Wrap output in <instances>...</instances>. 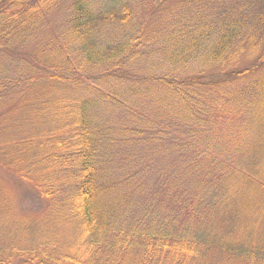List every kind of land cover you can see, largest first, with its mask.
<instances>
[{"label": "trees", "instance_id": "obj_1", "mask_svg": "<svg viewBox=\"0 0 264 264\" xmlns=\"http://www.w3.org/2000/svg\"><path fill=\"white\" fill-rule=\"evenodd\" d=\"M61 1L0 0V57L21 50ZM144 2L71 0L58 36L0 68V102H11L0 109V168L46 203L19 221L13 243L0 239V264H264V0L252 16L178 26L159 54L172 70L195 64L192 74L125 85L116 78L146 41L135 25ZM132 100L122 127L102 121ZM130 137L175 154L139 204L124 185L148 168L122 157ZM32 221L47 225L29 232Z\"/></svg>", "mask_w": 264, "mask_h": 264}, {"label": "rangeland", "instance_id": "obj_2", "mask_svg": "<svg viewBox=\"0 0 264 264\" xmlns=\"http://www.w3.org/2000/svg\"><path fill=\"white\" fill-rule=\"evenodd\" d=\"M92 1L94 6H96L98 0ZM154 2V0H152L151 3L149 0H145L143 4L138 6L135 25L144 28L143 34L146 36V41L143 51H139L141 54L140 57L138 56L134 60L127 61L121 70L120 75L124 79L119 80L116 78V81H123L125 85L136 86L138 84H146L144 80L148 81V79L143 78H145L149 72H152L153 75H161L160 73H166L169 70L179 77H184L185 74H192L191 70L196 68L195 64L189 68L190 71H187L188 73H186V71L172 70L167 64L162 63L163 57L159 54L162 53V51H159L160 46L170 42V36L177 31L178 26L185 23L184 21L194 19L199 15L212 17L220 13H230L231 11L236 12L239 10L242 13V11L246 10L247 12L248 10L249 15L252 16L251 14H253L258 7L259 0H163L159 12L158 10L154 12L151 6ZM70 4L71 0H62L53 11L50 10V14L46 16L42 25L38 26L34 34L25 40L21 50L11 57H0V68H9L12 61L15 60L17 62L19 54L31 53L38 42L43 39L47 40L49 34L58 36L69 15ZM254 26L255 22L253 17H251L244 24V34L250 31ZM244 41L245 39H241L242 44H245ZM170 44L169 47H173V40ZM242 61H245V58H243ZM126 73L129 74L127 77H125ZM108 82L114 83L115 81L108 79ZM97 86L95 85L100 91L99 93H106V88L103 85ZM131 104L135 105L134 100L129 101L126 106L122 107L108 106V102H106V104L104 103L106 107L108 106V109L105 108V110H103L104 116L102 117V121L110 123V126L113 127H122L128 120L127 110L131 107ZM10 105L11 102H0V109L4 110ZM2 110H0V112ZM161 120L166 122V118ZM169 123L171 124V122ZM21 134L26 133L21 131ZM167 140L168 139H164V143L161 144H168ZM137 142L139 144L141 143L138 141L137 137H130V139H128V147L127 145L123 146L124 148L122 147L121 152H123V154L121 155L124 158H134V161L142 160L147 163L148 170H145L141 174L136 183L131 182L124 185V189L133 192V202L139 204V201L145 197L148 188H151L156 179L155 177L160 173H170L172 171L171 166L174 162L175 154L163 146L152 144L143 146L137 145ZM191 178L193 180L192 183ZM195 181L196 179L194 177L188 176V173L184 172L182 182L184 184L189 183L183 185L184 187L192 188ZM138 184H140V186L137 187L138 189L135 192V188ZM0 201V210L2 209V212L0 211V234H2L0 239L10 243L16 240L17 234L11 235V232L18 226L19 221H21L22 218H27L28 220L34 218L46 206V203L38 199L35 191L32 190L30 186L1 168ZM248 213L252 214L251 211H248ZM35 223L36 222L32 221L29 224V232H32L36 228V225L38 230L44 229L43 227L47 225L45 222ZM55 232L56 230L53 231V233ZM27 241L31 246V239ZM21 261L22 259L17 260V262Z\"/></svg>", "mask_w": 264, "mask_h": 264}]
</instances>
